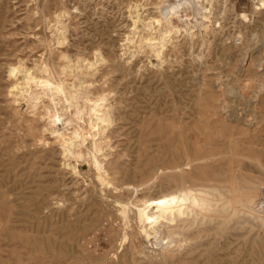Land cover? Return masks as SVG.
Segmentation results:
<instances>
[{
	"label": "rangeland",
	"instance_id": "rangeland-1",
	"mask_svg": "<svg viewBox=\"0 0 264 264\" xmlns=\"http://www.w3.org/2000/svg\"><path fill=\"white\" fill-rule=\"evenodd\" d=\"M135 1L141 0H0V264H127L131 257L145 264L147 257L155 258L167 240L147 242L133 212L128 219L119 203L134 196L128 185L142 183L143 167L155 181L142 187L139 197L171 187V148L179 135L194 144L211 135L231 137L235 151L213 144L205 149L211 157L205 163L222 169L230 154L234 169L262 180L251 216L238 218L236 235L229 236L235 251L226 256L236 258L233 264H264V174L256 167L264 161V0L207 1L206 21L198 18L200 25L193 18L189 30L182 27L166 36L159 26L133 23ZM166 1L171 6L173 0H145L149 9L141 17L161 18L160 9L170 7ZM256 5L263 8L251 14ZM243 12L250 20L240 17ZM22 65L64 81L72 98L62 99L58 108L69 127L88 133L94 102L107 104L112 120L96 136V154L121 187L99 178L92 138L83 156L66 155L44 115L49 101L44 98L36 108L14 92ZM135 167L140 169L132 175ZM258 232L263 241L254 243L250 256V237ZM227 240L222 237L221 243ZM111 251L106 262L100 259ZM217 257L198 264H217Z\"/></svg>",
	"mask_w": 264,
	"mask_h": 264
},
{
	"label": "bare ground",
	"instance_id": "bare-ground-1",
	"mask_svg": "<svg viewBox=\"0 0 264 264\" xmlns=\"http://www.w3.org/2000/svg\"><path fill=\"white\" fill-rule=\"evenodd\" d=\"M196 1L200 2L201 0H173V2L171 3V6H170V3H168L166 1L165 2L166 5H168L170 7L167 10L164 8H163V10L160 9L161 10V18L151 17L149 20H145L141 17L142 12L149 9V6H147V3L145 2V0L135 1L134 3H132V5L130 4L131 5L130 10H133L132 11L133 14L136 13L135 16H132L133 17V23L137 24L139 21H142L141 24H142L143 28L150 26L153 29L156 26H159V28L157 30H161V32L163 31V34H165V36L169 35L170 34L169 32L172 30L177 31L180 28L182 29V27L183 28L184 27L185 28L190 27L189 23H191V20L193 18L199 24H200V21L198 20V18H201L202 20L205 19V21L208 19L205 14H202V12H205L204 10L206 7H204L203 4H201V3H200V5H196L194 3ZM208 1L210 3L212 2V0H208ZM160 8H161V6H160ZM262 8H261V6L256 5L255 8H253L251 10V14L255 13L257 10H261ZM141 9H142V11H140ZM189 9L191 11H193V15L186 16V11ZM60 10H62V9H60ZM152 15H153V13H152ZM240 15H241L240 17H242V18L250 20V16H249L248 12H243ZM136 16H137V18H134ZM191 31H190V33H191ZM130 35H132V34H130ZM174 35H172V36H174ZM187 35H188V33H187ZM132 37H133V35H132ZM151 37H150V39H152ZM141 38L142 37H140V39ZM143 39H146V38H143ZM148 41H150L152 43L161 42V41H157V40H155V41L154 40H148ZM174 43H176V42H174ZM161 44L159 47L162 46ZM155 45H153V46H155ZM163 47H165V43H164ZM252 47L250 46V48H249V51L251 53H252V51H251ZM150 50H152V49H150ZM64 54L66 55V53H64ZM98 55H100V54H98ZM157 55H159V54H157ZM61 56H63V55H61ZM63 57H65V56H63ZM98 58H100V57L98 56ZM162 58H164V57H162ZM69 62H71V61H69ZM86 62H88V61H86ZM96 62L97 61H95V63ZM161 63H162V61H161ZM163 63H164V61H163ZM67 64L68 63H66V65ZM68 65L70 66V63ZM35 68L37 69V66ZM90 68H92V67H90ZM23 69H25L23 76L20 77L19 80L16 81L15 84L13 85L14 92H16V94H19L20 96H23V97L27 96L29 98V102L31 100L33 103H35V105H37V107L35 106L36 108H38L39 101H43L44 98L49 101L50 106H46V104H44L45 110H46L44 115L47 117L49 125H51L48 127H52V129H53V131H51V132L55 133V137L58 139V142L59 141L61 142V144L63 146V148H61V149H64V151L63 150L62 151L64 153H66V155L68 153V154H71L74 156L75 155L83 156V154H84L83 153V146L85 145V142H87L86 141L87 138H89V137L92 138V142H93V146H94V148H93L94 152L92 155L93 157H91V155H90V157L94 159V165L98 171L99 178L102 180L103 183L111 184L114 186V188L121 187L122 183H120L116 179L113 180L111 177H109V174L106 172V170L103 167L104 161L103 162L100 161V159L98 158V155L96 154L97 153L96 151L99 148L98 146H100L99 145L100 140H98V138L96 136H97V134H100L101 132L102 133L105 132L106 127L110 124L109 122L112 120L110 117L111 114L109 113V108L106 106L107 104L102 106L103 102L97 103V101H95V102L93 101L95 104L92 106V113L93 114L91 115L89 122L87 120L88 123L85 121L87 123V127H89L88 133L86 131H83V127H76V126H72V125H71V127H69L68 124H70V123L65 124V121L63 120L64 118L60 113V110L62 109V107L58 108V104H60V101L62 99H65L66 101L71 102V98H72L71 95H70L71 96L70 97L66 93V85H65L64 81L61 80V78L59 80H53L47 76H43V75L39 76L38 75L39 72L36 73L35 70L32 69L31 67H27V66L22 65L21 66V72L23 71ZM9 71H10V69H9ZM45 73H47V72H45ZM50 73H52V72L50 71ZM82 73H83V71H82ZM92 73L94 74V72H92ZM59 75H60V73H59ZM15 76H16V74H15ZM86 76H88V75H86ZM25 78H27V80H25ZM64 78L66 79V77H64ZM79 81H80V78H79ZM28 82H30V83H28ZM82 83L84 85L85 82H82ZM71 86H73V85H71ZM76 89H79V88H76ZM104 92H102V93H104ZM19 95H18V97H19ZM15 97L17 98V96H15ZM73 98H75V97H73ZM100 98H103V97L100 96ZM99 100H101V99H99ZM32 102H31V104H32ZM63 102H64V100H63ZM14 103H16V102H14ZM90 105H92V104H90ZM70 106L72 107V104ZM35 107H33V108L36 109ZM82 113H84V112H82ZM32 115H34V114H32ZM45 116L44 117L42 116L40 118H45ZM88 116H90V115L88 114ZM46 131H47V129H46ZM173 139H174V144H173V147L171 149L173 150L174 153H173V157H172L171 172H170V175L168 174L169 175L168 180H169V183L171 184L170 185L171 187H169V189H167L166 191L163 190V192H161L160 194L155 195V196H150V197L149 196H147V197L140 196L139 197V191L141 190V188L148 186V185L150 186V184H152L155 181V178H153V175L151 174V170L149 169V167L148 168L143 167L142 183L138 184L136 186H131V184L128 185L129 189L132 187L134 196L127 199V201H125V202L119 203L121 206V209H122L121 212L124 213L125 217L128 218L130 210L133 212L136 221L139 222L141 225V231H142L145 239L148 240L147 242L152 244L153 239L156 242L159 238H162L161 240H164V239L167 240L165 243V246L162 247L161 251L158 252V255L155 258L147 257L146 259H144L145 261L144 260L143 261L145 264H198V261H200V260L201 261L205 260L207 262H210L211 260H213V256L217 257V255H219L216 258L218 260L217 264H222V262L233 264L234 262L231 260V258H235V257L229 256V259L227 258V256L230 255L229 253H232L235 251V249L233 250V247L231 246V243L233 241H230L229 236H235L236 235L235 231L237 230V228H238L237 226L239 223L238 218H245L246 219L247 216H249V217L251 216L250 207H252V204L256 202L257 197H259V193H261V192H259V185L262 183V180H260V178H258L257 175H253L252 173L248 174L249 172L248 173L238 172L236 169H234L233 164L236 162V160H233L232 159L233 157H231L230 154L225 155L226 166L222 169H219L218 167H211L207 163H205V161L207 159H209V158L211 159L209 154L208 155L204 154L206 151L205 149H207L209 147L211 148V146H213V144H222V145L226 146L227 152H230L232 154L233 150L235 151V149L230 148V147H232V143H233L231 137H229V138L223 137V138L218 139V138H216V136L214 137L211 135L207 141L201 142V143H196V144H194L192 141H189V140L183 141V137L180 135L178 137L175 136ZM44 141H46V140H44ZM99 153H101V152H99ZM210 154L213 155L214 153H210ZM78 156H76V157H78ZM63 157H65V156H63ZM256 167L259 169L261 174H264V161H261V160L257 161ZM74 168L76 169V167H74ZM138 168L137 167L133 168L132 175L137 174ZM108 171H110V170H108ZM116 176H118V175H116ZM119 178H121V177H119ZM141 195H142V193H141ZM263 198H264V196H263ZM120 200H122V199H119V201ZM241 215H243V216L241 217ZM239 226H241V225H239ZM94 229H95V227H94ZM60 230H62V229H60ZM245 230H246V228H245ZM247 230L250 233L254 230V227L250 226V228H248ZM62 232H63V230H62ZM126 235H127V233H126ZM225 236L227 238H229V240H227L225 242V244H223V243H221V238L225 237ZM250 239H251L250 244L252 246L250 248H248L247 254L251 256V254L255 253V248L253 247L254 243L258 242L259 240L262 242L263 237L258 232V233H254L250 237ZM31 243H32V241H31ZM91 246H92V244H91ZM237 249H238V247H236L235 253H237ZM91 251H92V249H91ZM27 253H30V252H27ZM108 253L109 254H106L103 252V254L101 256H99V257H101L100 259L105 261L106 259H108L109 256L111 257L113 255L112 251L108 252ZM46 256H47V254H46ZM72 261H74V260H72ZM117 261H118V259L116 260V262ZM137 262H138L137 259H135L134 257H131L130 261H128L126 263L127 264H138ZM65 263H67V262H65ZM70 263H68V264H70ZM80 264H81V262H80Z\"/></svg>",
	"mask_w": 264,
	"mask_h": 264
},
{
	"label": "built area",
	"instance_id": "built-area-1",
	"mask_svg": "<svg viewBox=\"0 0 264 264\" xmlns=\"http://www.w3.org/2000/svg\"><path fill=\"white\" fill-rule=\"evenodd\" d=\"M208 0H201L200 2L196 1L194 2L196 5H200L201 4H206ZM222 1H225V0H222Z\"/></svg>",
	"mask_w": 264,
	"mask_h": 264
}]
</instances>
